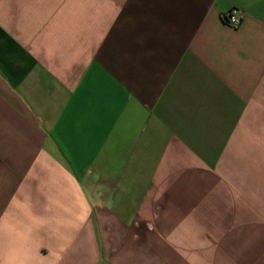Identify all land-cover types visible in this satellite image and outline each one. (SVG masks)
<instances>
[{"label": "crops", "instance_id": "obj_1", "mask_svg": "<svg viewBox=\"0 0 264 264\" xmlns=\"http://www.w3.org/2000/svg\"><path fill=\"white\" fill-rule=\"evenodd\" d=\"M0 264H264V0H0Z\"/></svg>", "mask_w": 264, "mask_h": 264}, {"label": "built area", "instance_id": "obj_2", "mask_svg": "<svg viewBox=\"0 0 264 264\" xmlns=\"http://www.w3.org/2000/svg\"><path fill=\"white\" fill-rule=\"evenodd\" d=\"M242 13L243 12L239 10H232L223 17V21L227 23V25L233 28H237L241 24Z\"/></svg>", "mask_w": 264, "mask_h": 264}]
</instances>
